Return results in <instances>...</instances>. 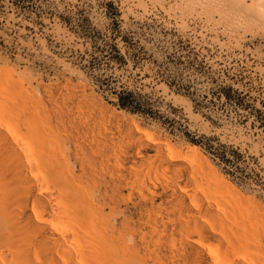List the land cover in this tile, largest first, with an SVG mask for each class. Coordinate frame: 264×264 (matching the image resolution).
<instances>
[{
    "label": "rangeland",
    "instance_id": "1",
    "mask_svg": "<svg viewBox=\"0 0 264 264\" xmlns=\"http://www.w3.org/2000/svg\"><path fill=\"white\" fill-rule=\"evenodd\" d=\"M251 1L0 0V67L23 77L46 109H101L130 175L135 154L152 159L162 144L171 153L196 149L264 224V10ZM113 45L129 51L127 65L108 59ZM122 89L143 95L157 120L118 109L111 92ZM185 131L238 148L236 173ZM152 189L159 202L162 186Z\"/></svg>",
    "mask_w": 264,
    "mask_h": 264
},
{
    "label": "bare ground",
    "instance_id": "2",
    "mask_svg": "<svg viewBox=\"0 0 264 264\" xmlns=\"http://www.w3.org/2000/svg\"><path fill=\"white\" fill-rule=\"evenodd\" d=\"M23 79L0 67V264H264L263 222L196 149L130 175L101 109H46Z\"/></svg>",
    "mask_w": 264,
    "mask_h": 264
},
{
    "label": "trees",
    "instance_id": "3",
    "mask_svg": "<svg viewBox=\"0 0 264 264\" xmlns=\"http://www.w3.org/2000/svg\"><path fill=\"white\" fill-rule=\"evenodd\" d=\"M108 59L113 62L115 65L122 67L127 65L129 62V51L122 53L121 50L116 46L113 45L110 50L106 53ZM170 87L173 86L172 83H168ZM188 89L186 92H183V95H187ZM224 90V98L226 101L232 100V92L234 89L232 87H226ZM181 92V91H180ZM114 101L112 103L118 108L122 109L126 112H129L134 115H138L144 119H151L157 120V117L153 114L150 110L151 108L148 107V103L144 100L143 95L140 93L129 90V89H122V90H114L111 92ZM168 127L170 128V132H174V130L178 129V127L174 126L173 121H168ZM165 125V122L161 123ZM260 126H264V121H261ZM184 139L196 146H199L204 150V152L211 156V158L219 164H222L226 172L233 175L236 173V169H238V163L242 158V154L239 152L238 148H234L233 145L227 146L225 144H215V137L207 136L205 134L197 136L192 135L190 132L185 131L183 133Z\"/></svg>",
    "mask_w": 264,
    "mask_h": 264
}]
</instances>
